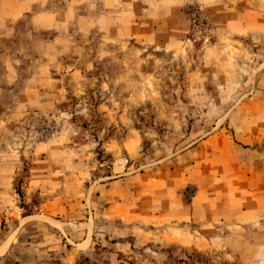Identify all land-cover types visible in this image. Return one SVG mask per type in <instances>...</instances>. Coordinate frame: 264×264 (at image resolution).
I'll return each mask as SVG.
<instances>
[{
    "label": "rangeland",
    "instance_id": "rangeland-1",
    "mask_svg": "<svg viewBox=\"0 0 264 264\" xmlns=\"http://www.w3.org/2000/svg\"><path fill=\"white\" fill-rule=\"evenodd\" d=\"M0 264H264V0H0Z\"/></svg>",
    "mask_w": 264,
    "mask_h": 264
}]
</instances>
